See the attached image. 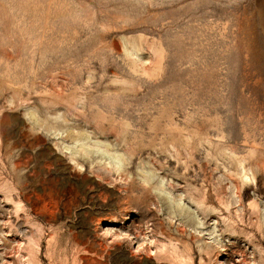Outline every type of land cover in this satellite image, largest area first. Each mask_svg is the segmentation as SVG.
<instances>
[{"label":"rangeland","instance_id":"1","mask_svg":"<svg viewBox=\"0 0 264 264\" xmlns=\"http://www.w3.org/2000/svg\"><path fill=\"white\" fill-rule=\"evenodd\" d=\"M30 262L264 264V0H0V264Z\"/></svg>","mask_w":264,"mask_h":264},{"label":"bare ground","instance_id":"2","mask_svg":"<svg viewBox=\"0 0 264 264\" xmlns=\"http://www.w3.org/2000/svg\"><path fill=\"white\" fill-rule=\"evenodd\" d=\"M223 217V216H222ZM222 219V218H221ZM216 221V220H215ZM225 221V220H224ZM37 248V247H36ZM245 258V257H244ZM240 260V259H239ZM30 264H32L31 262H30ZM243 264V263H242Z\"/></svg>","mask_w":264,"mask_h":264}]
</instances>
